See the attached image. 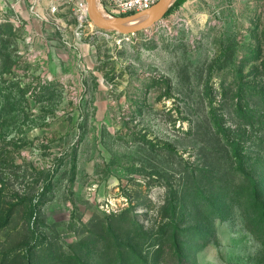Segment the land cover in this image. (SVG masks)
I'll use <instances>...</instances> for the list:
<instances>
[{
    "label": "rangeland",
    "instance_id": "374dc122",
    "mask_svg": "<svg viewBox=\"0 0 264 264\" xmlns=\"http://www.w3.org/2000/svg\"><path fill=\"white\" fill-rule=\"evenodd\" d=\"M124 37L0 0V264H264V0H177Z\"/></svg>",
    "mask_w": 264,
    "mask_h": 264
},
{
    "label": "built area",
    "instance_id": "2783aa9c",
    "mask_svg": "<svg viewBox=\"0 0 264 264\" xmlns=\"http://www.w3.org/2000/svg\"><path fill=\"white\" fill-rule=\"evenodd\" d=\"M161 1L99 0V4L112 17H127L148 12ZM27 2L30 15L39 22L58 21L62 15L68 16L74 22L73 34L77 40H83L87 33L93 37L98 34L110 35L112 33L100 30L93 25L88 16L87 0H27ZM117 35L120 36V34Z\"/></svg>",
    "mask_w": 264,
    "mask_h": 264
},
{
    "label": "water",
    "instance_id": "95a60500",
    "mask_svg": "<svg viewBox=\"0 0 264 264\" xmlns=\"http://www.w3.org/2000/svg\"><path fill=\"white\" fill-rule=\"evenodd\" d=\"M176 1L177 0H162L158 5H156L153 9L148 12L135 14L133 16L113 17V19H109L99 13V0H87L88 16L93 25L100 30L107 32H115L124 36L136 35L137 33L152 28L157 23L162 21L166 14L169 12V10L174 6ZM148 13H153L149 19L136 24L132 23V21L138 18L139 16Z\"/></svg>",
    "mask_w": 264,
    "mask_h": 264
},
{
    "label": "bare ground",
    "instance_id": "6f19581e",
    "mask_svg": "<svg viewBox=\"0 0 264 264\" xmlns=\"http://www.w3.org/2000/svg\"><path fill=\"white\" fill-rule=\"evenodd\" d=\"M98 10H99V13L106 17V18H109V19H113V17H111L108 13H106L105 11L102 10V8L98 5ZM153 13H148V14H145V15H142V16H139L138 18H136L135 20L132 21L133 24H136V23H140V22H143L147 19H149L151 16H152Z\"/></svg>",
    "mask_w": 264,
    "mask_h": 264
},
{
    "label": "trees",
    "instance_id": "16d2710c",
    "mask_svg": "<svg viewBox=\"0 0 264 264\" xmlns=\"http://www.w3.org/2000/svg\"><path fill=\"white\" fill-rule=\"evenodd\" d=\"M178 5H180V1H178L177 3H175L174 6L169 11H172L174 8L178 7Z\"/></svg>",
    "mask_w": 264,
    "mask_h": 264
}]
</instances>
